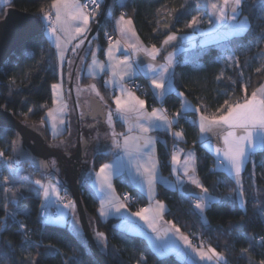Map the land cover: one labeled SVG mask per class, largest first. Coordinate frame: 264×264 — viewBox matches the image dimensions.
<instances>
[{
	"label": "trees",
	"instance_id": "obj_1",
	"mask_svg": "<svg viewBox=\"0 0 264 264\" xmlns=\"http://www.w3.org/2000/svg\"><path fill=\"white\" fill-rule=\"evenodd\" d=\"M50 4L51 0H12L11 4L0 7L5 9L12 6L41 19V8L47 10ZM101 4L95 20L100 13ZM255 4L256 0H247L240 16L250 20L246 32L224 40L227 44L226 50H234L235 62L239 64V68L225 69L224 78L216 79L224 67L221 60L222 49L218 42L200 46L192 52L194 59L183 61L181 57L174 66L176 90L183 92L195 107L204 106L201 108L202 113H215L225 100L230 103L242 100L245 94L241 90L242 84H247V93L250 94L264 83V71H255L264 65L258 58L264 54V19H260L261 14L254 7ZM108 5L98 32L91 38L100 43V56L103 55V47L107 45L102 35L114 31L111 24L113 15L122 12L131 17L143 44L159 47L170 32H190L191 29L184 25L203 8L201 0H124L121 3L110 0ZM3 12H0V18ZM95 20H91V25ZM49 43L43 22V31L15 48L0 69V107L21 122L40 123L41 117H44L52 103L51 83L58 79V60L54 46L50 47ZM89 56L87 54L86 61ZM241 71L242 78L239 75ZM139 79L146 80L142 77ZM89 80L88 76L83 75V83ZM96 81L104 92L100 78ZM232 81L236 83L233 84ZM147 83L134 92L145 100L147 107H151L157 102ZM177 91L166 94L161 102L169 116H177L175 114L179 112L180 115L186 113L192 117V122H189L177 116V123L185 136L184 144L195 151L197 176L216 199L209 202L205 209V219L202 220L193 203L198 192L190 194L179 191L183 198L180 201L176 198L177 190L159 185L158 198L167 203L164 217L176 224L193 243L198 245L203 242L223 253L228 264H260L264 260V245L260 242V238L264 237V151L258 150L251 156L241 173V186L246 202L241 207L236 197L237 186L234 178L213 166V155L198 140V126L196 122L193 123L196 112L181 111V97ZM42 105L46 107H41ZM29 109L33 110L32 113H28ZM43 129L46 139H53L46 125H43ZM15 136L12 128L0 126V151L4 153L0 157L3 175L0 180V264H33V261L35 264H98L81 231L74 232L66 223H58L55 218L44 221L38 217L42 195L40 187L34 181L48 174L15 158ZM170 142L171 138L168 137L166 145L161 141L157 144L163 173L169 171ZM108 157V153L95 152L92 168L96 169ZM25 171H31L34 179H23ZM5 177L9 180L7 184L4 183ZM113 181L121 196L123 191L137 196V203L129 204L131 209H137L146 203L144 195L137 193L127 180L116 177ZM58 182L60 192L64 188L72 202L69 191L59 180ZM5 188H11L12 191L5 192ZM80 194L92 230H99L105 236L102 249L108 258V264H182L174 255L158 256L144 237L119 229L114 224L115 219H102L97 213L98 200L85 182L81 185ZM13 200L16 201L15 204L12 203ZM6 206L23 218V227L6 218ZM245 248L249 251L241 253V249Z\"/></svg>",
	"mask_w": 264,
	"mask_h": 264
},
{
	"label": "snow or ice",
	"instance_id": "obj_2",
	"mask_svg": "<svg viewBox=\"0 0 264 264\" xmlns=\"http://www.w3.org/2000/svg\"><path fill=\"white\" fill-rule=\"evenodd\" d=\"M187 2V0H186ZM12 3V0H0V5L7 6ZM247 0H205V4L211 9L212 15L209 17L207 23L210 25L207 31L200 32V35L205 37V40L201 41L202 45L209 40L213 39L216 35H238L246 32L249 28L250 20L248 17L240 18L244 5ZM101 0H51L49 8L46 10L41 8L43 14V20L47 22V32L49 34V46L55 47L57 60L62 65L63 62L68 59L66 53L69 51V45H72L73 41H77L72 47L71 52L76 53L77 49L84 44L88 39L87 33L90 31L89 24L91 20H95L98 10L100 8ZM184 7V5H181ZM254 7L260 11V19H264V0H256ZM4 9L0 7V12ZM174 11V10H173ZM171 13H169L170 15ZM206 12H201L198 15L192 16L184 27L193 30V39L195 38V32L199 29L200 25L204 22L203 17ZM159 23V22H158ZM117 38L113 39V36L105 33L108 39V49L105 53L107 57V64L102 63L96 59V52L92 51V62L88 66V73L95 78L98 71L107 70L109 72V79L105 81L106 86L111 85L114 91H118L119 95H114L113 103L115 109H109L107 113V123L109 128H112L114 117L123 121L126 124L127 130L124 133H116L112 130L111 137L113 147L116 149H122L124 155L127 157V166L130 169H135L136 182L141 186L147 185L149 189V198L154 196V184L157 179V161L155 159V138L148 135L153 130L164 128L169 132L172 129L174 120L170 119L165 111L161 108H152L151 112H148L145 108V100L140 99L134 92L124 86L126 80L132 79L139 71H144L145 75L151 79V84L154 89H163L164 82H167V91H174L173 87V67L175 61L172 54L164 56V63L155 64L148 63L141 66L134 57L137 53H144L150 59L155 62L158 56L161 55V51L165 45H168L171 41L177 40V34L170 32L166 35V38L161 43L160 47L152 45L151 47L144 46L132 26V20L126 19L125 14H121L116 20ZM165 27H168L165 24ZM156 31V29H154ZM135 38L136 43H131L130 39ZM89 44L91 41H88ZM130 48L131 54H124L123 59L116 57L115 51L119 49L121 44ZM83 60V57H81ZM232 61V63H228ZM39 63V62H38ZM69 65L72 60L68 59ZM226 64L228 67L239 68V64L234 61L233 57L226 58ZM256 72L264 71V65L255 69ZM240 77H243V72L239 73ZM224 78V72L221 71L216 77L217 80ZM79 79V76H77ZM231 79V78H229ZM15 83V81H13ZM233 84L236 81H232ZM247 84L241 85V90L245 93L242 100H237L235 103H230L229 100H225L223 105L217 108L215 113L210 115L203 114L201 108L204 106H197L194 111L199 114V127L202 137V141H207L209 148H212L211 140L208 137V133L213 132L216 129H220L222 135L220 139L223 142V146H215L214 150L218 157H222L220 163L227 167V170L234 174L236 179L237 188L239 189L237 196L240 200L241 207L245 205V193L241 188V172L247 163L248 159L253 156L258 150L264 151V83H261L259 87L255 88L250 94L247 93ZM54 90L53 104L57 105L56 90L61 88V84L54 83L51 85ZM77 93L89 91L103 101V97L100 96L99 91L94 84L89 85L86 89L77 88ZM158 98H163L164 91L156 94ZM181 97L180 105L181 111L193 110L189 101L184 99V93L180 92ZM79 106V105H77ZM46 107V106H41ZM68 110V104L61 102L57 107L47 108L45 116L41 117V124L50 123L53 136H57L61 133L60 126L64 125V114ZM32 109L28 110V113H32ZM177 112L175 115H179ZM27 116V114H25ZM47 118V120L45 119ZM195 123V121H193ZM132 133H136L133 135ZM177 139L183 137L182 131L173 133ZM122 140V143H121ZM15 143V142H13ZM182 150H174L172 154V162L174 165L179 163V152ZM4 153L0 151V157H3ZM147 157V159H145ZM123 157L118 156L117 161L121 162ZM184 174L197 188H200L203 193H207L208 189L205 188L200 181L195 177V156L189 152L185 154V158L182 164ZM19 171L18 169L16 170ZM119 171V163L103 164L98 172L95 173L94 186L98 185V190L104 195V199L101 201L100 214L106 215L104 211L105 204L112 206L119 204V197L115 196V191L112 188V176ZM177 169L174 167L173 172ZM30 179V177H25ZM182 184V181H177ZM4 183H9L8 177L4 178ZM34 183L44 189L45 196L48 197L50 193L58 192L56 185L51 182L44 184L41 180L37 179ZM5 192L12 191L11 188H5ZM125 200L128 196L125 195ZM210 197L207 195L196 196L195 208L203 214L205 208L208 206V200ZM16 203L15 200L12 201ZM123 204H119V207H123ZM65 208L75 207L74 204H65ZM165 210V206L161 202H157L155 209L146 208L141 209L139 212L133 213L135 216H139L141 220H144L149 228L156 233L155 240L152 241L154 249L161 255L173 253L182 264H228L223 253L218 252L214 247L208 246L205 249L203 242L195 246L189 240V237L183 235L179 228H175L172 225L171 228L156 227L159 219L162 218V213ZM150 213V215H145ZM5 215L8 216L7 206L5 207ZM14 218L15 213L11 214ZM171 224V222H168ZM23 227V225H21ZM174 229V232H173ZM173 233L179 240L183 241L184 247H181L175 242L172 235ZM98 237L103 238V233H98ZM166 238V239H165ZM260 242L264 245V237L260 238ZM249 249H241V253H247ZM199 258V260L196 259ZM143 260V257H141ZM35 264V261H33ZM260 264H264V260L260 261Z\"/></svg>",
	"mask_w": 264,
	"mask_h": 264
},
{
	"label": "crops",
	"instance_id": "obj_3",
	"mask_svg": "<svg viewBox=\"0 0 264 264\" xmlns=\"http://www.w3.org/2000/svg\"><path fill=\"white\" fill-rule=\"evenodd\" d=\"M115 1L117 3H121L124 0H115ZM121 14H122V12L119 13V14L113 15V17H112V23L111 24H112V27L114 29V32H115V29L117 27L116 26V20L120 17ZM42 17H43V15H42ZM42 17H41V19H42ZM125 18L132 20L131 17H128L126 15H125ZM243 18H241V19H243ZM46 24H47V22L45 23V26H46ZM90 25H91V21H90V24H89V28L91 27ZM132 26H133V28H134V30L136 32V29H135V26L133 24V21H132ZM208 29H209V27L207 28L204 25H200L199 29L196 30V32H195V38L194 39L192 38L193 35H194L192 29L188 33H180V35L182 37H180V35H178L177 40L171 41L168 45L165 46L166 48L163 47V49L161 51V55L158 56V58H157V60L155 62L150 61L149 57L147 55H145L144 53H142V52L137 53L132 58L135 61H137L141 66H143V65H147L148 63L162 64V63H164L163 57L164 56H168L169 54H172L173 60L175 61V64H174V66H175L178 63V61H179V59L181 57H182L181 59L183 61H190V60L194 59V57L192 55V52H194L195 49L200 48V46H206L207 44H211L212 42H218L220 40H226L227 38H229V37L232 36V35L219 34V35H216L213 39L209 40L208 42H206V43H204L202 45L201 41L205 40V37L201 36L200 35V32L207 31ZM45 33H46L47 38L49 39V34H48L47 30H45ZM115 34H116V38H117V33L115 32ZM177 34H179V33H177ZM136 35L138 36L137 32H136ZM139 41L143 44V42L140 39V37H139ZM76 42L77 41H73L72 45H69V51L66 53L67 58L70 59V60H72L71 65H69L68 59H66L63 62L62 65L58 61V71H61L63 73V77H65L64 71L66 69L67 79H70L73 76V80H74L76 68L81 63L82 74H81V76H80V78L78 80V84L80 86L81 85H85V84H88V85L89 84H92V83L94 84V82L97 83L96 79H99L100 78L101 83H102L103 87L105 88V91L104 92L101 91L98 83H97V86H98L99 91H100V94H101L100 96H102L104 99H103V101H101L98 96H95L94 98L95 99H98L100 101L101 105H103V108H104V111H105V114H104L105 115V118L104 119L107 122V113H108V110L109 109H112V110L115 109V104L113 103V97H114V95H119V92L118 91H114L113 90V87L111 85H107L106 86L105 81H107L109 79V75H110L107 70H104V71L97 70L98 71V74L95 76V78H93L92 76L89 75V73H88V66L92 62V59H91L92 58L91 57V53L92 52H90L89 59L86 61L87 54H84V50H83L84 49V46H85V42H84V44H82L80 46V48L77 49V52L76 53H72L70 49H71V47ZM130 42L131 43H136L135 38L134 37L131 38L130 39ZM144 46H146V45H144ZM172 46H174V47L172 48ZM146 47H151V46H146ZM99 48H100V46L95 48V50H96V59L98 61L102 62V63L107 64V57H106L105 53H106V51L108 49V44L103 47V49H102L103 50V55L102 56L99 55V51H100ZM54 49H55V47H54ZM114 51H115L116 57H118L120 59H123V55L124 54H131V51L132 50L130 48H127L126 45H124L122 43L121 46L119 47V49L114 50ZM55 52H56V49H55ZM81 57H83V60H81ZM174 69L175 68L173 67V70H172L173 73H174ZM83 75L88 76L90 78V80L87 83H83L82 82ZM135 77H139V78L142 77V78L148 80V83H147L148 84V88L152 92V95H153V97L155 99V102H157L155 105H153L151 107H147V105L145 103L146 110L148 112H151L152 108H161L166 113V110H165L164 105L161 102V100L164 98V96L166 94L169 93V91H167V87H168L167 82L166 81L164 82V88L163 89H154L153 86H152V84H151V79L149 78V76L145 75V72L144 71H139L133 78H135ZM172 80H173L174 91H177L176 90V87H175V83H174L173 77H172ZM127 82H128L127 80L124 82V86L126 88H128ZM70 85L72 86L71 80H70ZM128 89L131 90L130 88H128ZM131 91L134 92L133 90H131ZM161 91H164L165 92V95L163 96L162 99L161 98H158L157 95H156L157 93H159ZM177 92L180 93L181 91L180 92L177 91ZM134 93L140 99H143L137 92H134ZM184 99H186L188 101V99L185 96H184ZM79 100L82 103V97H79ZM191 105H192V109L193 110H188L189 112L190 111H194V109L196 108L193 103H191ZM166 114L168 115V117L170 119L174 120V124L172 126L171 131L169 132L168 130H166L164 128H161V129H158V130H153L150 133H148V135H150L151 137H154L155 138V141H156L155 144H154V148H155V159L158 162L157 163V179H156V182L154 184V193L155 194L152 197V199L149 198V189H148V186L146 184L143 185V186H141L139 183L136 182L135 169H130L127 166L128 160H127V157L124 155L122 149H116V148L113 147V142H112V137H111L112 130L114 129L116 133H124V132H126L128 126L126 124H124L123 121L118 120V119H116L114 117L112 128H109V125L107 123V126L108 127L100 135V137H98V140H96L97 143H96V146H95L96 149H97V151H101V152H104V153H108L109 154V157L106 160V162L102 163L101 165H103V164L119 163V171L116 172L112 176V181H111L112 182V188L115 191V196L119 197V204H123L124 205V203H121V201H120V199L122 197L121 196V193L118 192L115 189V186H114L113 179L116 178V177L117 178L118 177H122L125 180H127V182L130 183V185L134 188V190L137 193L144 195L145 200H146V203L145 204H143L140 207H138L137 209H135V211H131V214L130 215H129V213H125L126 212L125 206H123L121 208V207H119V204H114L112 206H109L108 209L105 211L106 212V215H104V216H102L100 214L99 207H98V210H97L98 215H100V217L102 219H104V220L109 219V218H113V219H115V223L114 224L119 229L125 230L126 232H128L130 234L133 233V234H137V235H140V236L144 237L145 240H146V242H147V244L152 249V251L155 252L158 256H166L168 254L161 255V254H159L157 252L156 249H154L153 244H152V241L155 240L156 233H154L152 231V229L148 227V225L145 223L144 220H141L139 216L133 215V213L139 212L141 209H146V208H150V207L153 208V209H155V206H156V203L157 202L163 203L164 206H165V210H166L167 209V203H166V201L161 200V199L158 198V190H157L158 186L159 185H161V186L163 185L164 187H166L168 189L177 190V191L183 192L184 186H186V185H193L192 183H190V181L188 180V178L185 176L184 169L182 167V164H183V161H184V158H185V154L186 153H189V152L193 153L194 156H195V160H196V155H195L194 149L192 147L187 146V145L184 144V142H185V136H184V134H183V137L181 139H177L173 135V133H175L177 131H182V129L178 126L176 116H171V115L169 116L168 113H166ZM203 114H206V113H203ZM208 115H210V114H208ZM194 121L196 122V124L198 126V133H199L198 140H199L200 144H202L204 147H206V149L214 157L213 158V166H215L216 169L223 170L227 175L232 176L234 178V180H235V183H236V179H235L234 174H231L227 170V167L225 165H223V164L220 163V160H222V157H218L217 156V153L214 150L215 146H221V147L223 146V142L220 139V136L222 135L221 130L220 129H216L213 132L207 134L208 137L210 138L211 144L213 146L212 148H209L208 142L207 141H202V137H201V133H200V127H199V114L198 113H196V118H195ZM78 122H79V120H78ZM47 129H49L48 126H47ZM49 132H50V136L53 139H56L58 136H61V134L60 135H57V136H53L51 134V130L50 129H49ZM64 132H66V131H64ZM132 134L135 135L136 133H132ZM168 137L171 138L170 151H169V156H168L169 157V171H168V173H163L161 171V168H160V160H159L158 152H157V149H158L157 144H158V142L161 141L162 143H164L166 145L167 138ZM85 138L89 140L88 136H85ZM53 139H51V140H53ZM121 143H122V140H121ZM174 150H182V151L179 152V163H177L176 165L173 164L172 159H171ZM93 155H95V153ZM93 155H92V158H93ZM118 156L123 157V160L121 162H118L117 161V157ZM145 159H147V157H145ZM249 159H248V161H249ZM101 165H99L95 169L96 172L99 171ZM245 166H246V164H245ZM245 166H244V168H245ZM174 167L177 169L176 172H173V168ZM195 168H196V166H195ZM244 168L242 169V171L244 170ZM195 177L200 181L199 177L197 176V172H195ZM92 178H91L92 180L90 179L91 180V184H89L90 181H88V180H83V182H85L87 188L95 195L96 199L98 200L99 197L96 195L93 187L91 186L94 183L95 176L92 177ZM178 180L179 181H182V184L181 183H178L177 182ZM241 180H242V175H241ZM200 183H201V181H200ZM193 186H195V185H193ZM236 186H237V184H236ZM199 190L200 191L198 192V194L196 196H198V195H207L208 197H210V199L207 202L208 204H209L210 201L216 199L209 192V190H208V192L206 194L203 193L200 188H199ZM242 190H243V187H242ZM244 199H245V197H244ZM237 201L239 203L238 197H237ZM119 209H121V210H119ZM194 209L198 212V214L200 215V218L202 220H204L205 219V211L206 210H204L203 214H201L200 211L195 208V206H194ZM118 210H119V212H118ZM164 211L161 214L162 215V218L158 220V222L156 224V227H158V228H161V227L171 228L172 225H175V228H179L176 224H174L170 220H167L164 217V213H165ZM120 213H122V214H120ZM124 213L126 214V216H122V215H124ZM145 215H150V213H145ZM122 217L126 218V220L123 221V222L121 221V218ZM169 221L171 222V224L168 223ZM173 232H174V229H173ZM182 234L185 235L184 233H182ZM169 235H172L173 236V239L175 240V242L177 244H179L181 247H184L183 241L179 240L176 236L173 235V233H169ZM186 236H188V235H186ZM189 240L192 242V240L190 239V237H189ZM192 244L195 245V246L200 245V244L197 245V244H195L193 242H192ZM204 246H205V249L208 247L207 245H204ZM169 254L175 256V254H173V253H169ZM196 259L199 260L198 257H196Z\"/></svg>",
	"mask_w": 264,
	"mask_h": 264
},
{
	"label": "water",
	"instance_id": "obj_4",
	"mask_svg": "<svg viewBox=\"0 0 264 264\" xmlns=\"http://www.w3.org/2000/svg\"><path fill=\"white\" fill-rule=\"evenodd\" d=\"M109 2L110 0L102 1L100 13L87 33L88 39L85 40V44L98 32V27L108 10ZM42 31L43 22L38 16L12 6L6 7L0 18V69L3 66V62L11 55L15 48ZM96 101L98 102L97 105L102 108L103 105H101L100 101L98 99ZM101 110L103 111L102 116L105 117L104 108ZM0 126L9 127L15 131L13 153L17 160L31 163L35 169L45 174L52 173L53 166H57L59 181L71 195L78 216V222L82 228V235L87 241L91 254L98 264H108V258L104 250L100 247L98 248L95 242L92 234L93 230L86 215L84 204H82L80 194L83 183L81 164L87 153V148L91 145L90 141L92 138L88 136V140L78 133L76 145L69 149H60L53 144H48L45 130L40 123L21 122L1 107ZM90 127H93V124H90ZM199 191V188L193 185H186L183 188L184 193L195 194Z\"/></svg>",
	"mask_w": 264,
	"mask_h": 264
},
{
	"label": "rangeland",
	"instance_id": "obj_5",
	"mask_svg": "<svg viewBox=\"0 0 264 264\" xmlns=\"http://www.w3.org/2000/svg\"><path fill=\"white\" fill-rule=\"evenodd\" d=\"M201 1L203 3V8L200 11V13L201 12H206L207 13L206 15H204V17H203L204 22L201 25H204V26H206L208 28V27H210V25L207 23V21L209 20V17L212 15V11H211L210 8H208L206 6L205 0H201ZM44 23H46V21H44ZM47 27H48V25L46 24L45 30H47ZM178 35H180V33L177 34V37H178ZM180 37H182V36L180 35ZM89 41H91V43L89 44V42H88L84 46V49H83L84 50V54H90V52H92V51L96 52L95 48L100 46L99 45L100 43L97 40H93V39L90 38ZM217 44H219L220 48L222 49L221 60L224 62V64H223L224 67H223L222 71L225 72V69L232 68V67H228L227 66L226 58L233 57L234 61H235L236 54H235L234 50L233 51L232 50H226L227 49V44H226V42H224V40L218 41ZM165 46H164V48H166ZM173 47L174 46H172V48ZM91 57H92V53H91ZM258 58L261 59L262 60V64H264V54H261V56H258ZM91 59H93V57ZM228 63H232V61H228ZM64 73H65V77H63V73L61 71H57L58 79H57V81L51 83V85L54 84V83H59V84H61V88L56 90V99L58 101L57 105L53 104V98H52V103L49 106V108L57 107L59 105V103L61 102V97L63 99V102H66L68 104V110L64 114L65 123H64V125L60 126L61 129H62V131L60 133L61 136H58L56 139H53V140H51V139L48 140L49 142L51 141L53 143V145H55L58 148L62 147V145H63L62 143L64 141L66 142V144H67V142L70 141V143L73 144V146L76 145L77 142H78L77 141L78 139H76V136H78V133H80V131H79V129L77 127L80 125L78 120L80 119L79 115L81 114V110H82V106L79 105L80 104L79 103V101H80L79 97H82V103L86 102L88 104V103H90V100L93 97L96 96L94 93L89 92V91H84V92H81L79 94L76 91L77 88L86 89L89 85L93 84V83L89 84V85L85 84V85H81V86L78 84V80L79 79H77V76H79V78H80V76L82 74L81 63L76 68L74 80H73V76L70 79H67L66 69H65ZM70 80H71L72 86L70 85ZM94 85L96 86V89L99 91L97 83L94 82ZM51 90H52V96H53L54 90L52 88H51ZM99 93H100V91H99ZM82 103H81V105H82ZM77 105H79V106H77ZM176 118H177V116H176ZM46 120H47V118H46ZM40 124H41V122H40ZM41 125L42 126L43 125H47L48 128L51 130V134H52V128H51V124L50 123H44V124H41ZM64 131H66V132L68 131V132L66 133ZM71 144L69 145V143H68V145L70 147H71ZM60 149H62V148H60ZM96 151H97L96 147L94 149H88L86 155L84 156L83 162L81 164V169L83 171L82 179L90 181L89 184H91V180L93 179L92 177H94L95 173H96L95 169L92 168V161H93L92 160V155ZM26 173H28V174L31 173V175H32L31 171L30 172L29 171H25V172H23V174H24L23 177H22L23 179H25ZM58 175H59L58 168H57V166L54 165L52 173H49L45 177L39 179L44 184H47V183L51 182L53 185H56L57 188H58V192L50 193V195L48 197H46L45 193H44V189L39 186L40 189H41V195H42L41 202L43 200L51 202L53 199H56L58 196L61 195L60 194V184L58 182V180H59ZM32 179H34V178H32ZM91 186L93 187L96 195L99 197L98 204H99V212H100L101 201L104 199V195L98 190V185H96L94 187V183H93ZM238 191H239V189L237 188L236 189V196H237ZM120 201H121V203H124V206L126 208V212L125 213H129V215H130L131 211H135V209H131L129 207V203L125 202L122 197H121ZM69 203L73 204V201L71 202L69 197H68V202L66 204H69ZM239 203H240V200H239ZM64 205H59V209H58L59 213H58L57 217L55 218V221H57L58 223H61V224H65L66 223L68 225V227H70L74 232H80V231L82 232V228L80 227V224L78 222V216L76 214L75 207L65 208ZM108 207H109V205L105 204L104 211H106L108 209ZM119 210H121V209H119ZM119 210H118V212H119ZM125 213L122 216H126ZM120 214H122V213H120ZM125 220H126V218H124V217L121 218L122 222L125 221ZM98 233H102V232L99 231V230L97 231V230L93 229V233L92 234H93V237L95 239V242H96L98 248L99 247L103 248L104 243H105V236L103 235V238H100L97 235Z\"/></svg>",
	"mask_w": 264,
	"mask_h": 264
},
{
	"label": "built area",
	"instance_id": "obj_6",
	"mask_svg": "<svg viewBox=\"0 0 264 264\" xmlns=\"http://www.w3.org/2000/svg\"><path fill=\"white\" fill-rule=\"evenodd\" d=\"M102 1V0H101ZM112 20V18H111ZM109 35L113 36V39H116V34L113 31L112 33H108ZM102 39L108 44V39L105 36V33L102 35ZM127 86L128 88H130L133 91L139 90L144 86V83L146 84L148 82V80H144L142 81L141 79H139V77H135L133 79L127 80ZM179 118L183 117L184 120L192 122V117L186 113H181V115H178ZM2 169H1V164H0V180L2 178ZM25 177H30V179H26L27 181H30L32 179V175L26 173ZM65 189L63 188V192H60V196H58L56 199H53L51 202L48 201H42L39 205V209H38V217H40L42 220H53L54 218L57 217L58 215V209H59V205H64L68 202V194L65 193ZM176 198L177 200L182 201V197L179 193V191L176 192ZM125 195L128 196V199L125 200L124 197ZM122 198L128 202L129 204L132 203H137V196L132 194L131 192L128 191H123L122 193ZM196 199L193 200V203L195 204ZM7 212L9 213L8 216H6L7 219H11L13 222L17 223L18 225H21V222L23 221V218L18 216L13 210H11L10 208L7 209ZM12 213H15V216L13 218V216L11 215Z\"/></svg>",
	"mask_w": 264,
	"mask_h": 264
},
{
	"label": "flooded vegetation",
	"instance_id": "obj_7",
	"mask_svg": "<svg viewBox=\"0 0 264 264\" xmlns=\"http://www.w3.org/2000/svg\"><path fill=\"white\" fill-rule=\"evenodd\" d=\"M79 105L82 106V110H81V114L79 115L80 119H79V126L77 127L80 131V135H82L83 137L85 136H90L92 138V140L90 141L91 145L89 146L88 149H94L96 146V140H98V137H100V135L105 131V129L108 127L107 126V122L105 121V117H103V111L99 107L98 102L96 101V99L93 97L90 100V103H82L79 101ZM90 124H93V127H90ZM68 132V131H67ZM66 132V133H67ZM77 138V136H76ZM48 144H53L51 141H47ZM71 144L70 141L66 142L64 141L62 144L63 149H69L71 147H73V144H71V147L68 145ZM94 156V155H93ZM23 163H27L28 165L30 164L31 166H33V164L28 163V162H24ZM53 162V161H52ZM54 165V164H53Z\"/></svg>",
	"mask_w": 264,
	"mask_h": 264
}]
</instances>
